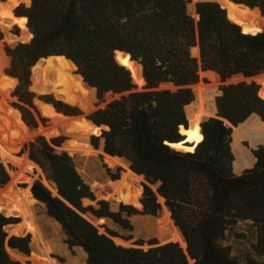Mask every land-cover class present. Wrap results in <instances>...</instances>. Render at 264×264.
<instances>
[{"label": "trees", "instance_id": "1", "mask_svg": "<svg viewBox=\"0 0 264 264\" xmlns=\"http://www.w3.org/2000/svg\"><path fill=\"white\" fill-rule=\"evenodd\" d=\"M233 1L260 8L264 15V0ZM190 2L31 0L30 6L15 9L17 16L27 18L33 34L28 42L5 47L10 58L6 73L18 81L12 93L18 100L13 105L24 122L32 129L40 122L45 125L30 89L32 67L42 58L65 56L95 88L101 102L107 94L114 97L88 115L105 126L96 138L104 140V152L124 158L145 179L141 211L125 204L113 210L108 200L97 199L74 157L57 150L62 136L39 135L23 147L22 152L28 151L31 161L58 190L53 194L37 179L31 187L34 197L59 222L68 246L86 252V264H191L190 260L195 264H264V146L253 150L254 166L236 174L233 129L226 125L228 121L242 128L248 121H264V98L255 81L225 83L240 75L251 78L264 73V30L244 33L217 1L196 2L198 17H194L188 11ZM0 6L12 10L10 4ZM194 48L199 57L193 55ZM116 51L130 53L142 65L146 85L135 84L130 70L116 60ZM201 71H213L223 82L216 98L218 112L201 124L203 138L194 150L183 152L173 145L185 141L186 107L194 100L192 86L199 83ZM41 99L67 116L81 114L52 95ZM10 179L0 157V187ZM159 197L164 198L186 249L174 241H152L148 249L117 244L114 238H132V216L159 213ZM84 200L92 203L85 205ZM88 214L104 222L94 224ZM18 222L0 212V264H23L8 247L31 253L29 234L9 235L6 230ZM239 223L249 229V245L241 250V257L234 256L226 244Z\"/></svg>", "mask_w": 264, "mask_h": 264}, {"label": "rangeland", "instance_id": "2", "mask_svg": "<svg viewBox=\"0 0 264 264\" xmlns=\"http://www.w3.org/2000/svg\"><path fill=\"white\" fill-rule=\"evenodd\" d=\"M0 4L5 5V4H10L12 7V13L15 12V9L20 6H30V0H1ZM197 0H191L189 6H188V11L191 15L196 17V9L195 5ZM26 21H18V22H13L9 25H5L0 22V43L2 47V51L5 53L7 60L6 64L3 67V69H0V77L3 75L8 76L6 73V69L10 64V58L7 56L5 47L6 45H15L19 42H28L30 41L31 37H27L29 35L28 29L26 27ZM39 64V63H38ZM49 70L47 71V77ZM202 72V71H201ZM72 75H78L76 68H73L71 70ZM15 79L14 85L10 88V90L6 93V96L3 97L2 94H0V101L4 98V101L6 104L13 110H15L19 118L24 122L22 119L21 112L19 109H17L13 103L17 102V98L13 97L12 93L18 83L17 79ZM242 80H246L247 82L255 81L256 83H259V81L256 78H239L236 81L232 78V80H227L225 83L229 82H239ZM83 81V80H82ZM198 84L202 85V95L203 92L207 95H211L212 99L214 100V97L216 96V91L217 89L220 88V86L223 84L221 81L220 77L214 76L211 77L208 74V71H203V73H200V81ZM197 84V85H198ZM138 87H142V85H138ZM31 91H33L35 94L39 95V93L33 88L30 87ZM43 95H52L54 99L60 100L66 104H69L71 106L77 107L81 113L83 114H90L94 110L103 107L106 105L107 102L111 101L114 97L111 94L106 95V101L101 102L98 97L96 90L94 92V99L92 103V110L90 112L85 111L83 108H81L78 105L75 104H70L67 103L61 99H59L55 94L52 93H42ZM41 95V96H43ZM197 99V98H196ZM204 99V98H203ZM44 101V100H43ZM204 101H211L210 99L205 98ZM45 102V101H44ZM47 103V102H45ZM36 108L38 113L41 115L42 118L45 119V125L40 122L39 126L35 129L30 128L25 122L24 124L27 126L28 130L31 132L32 137L28 139L27 141H24L22 146L19 147V149L16 152H13V155L17 157L19 160L24 159L25 160H31L29 158V153L28 151L22 152L23 147L30 143L31 141L35 140V138L39 135H43L46 138H51V137H57V136H62L64 138L61 147L57 148V150H66L70 155L74 157V161L76 164V167L82 177L85 179V181L90 185L91 189L94 191L97 199H106L110 202L111 207L113 210H118L120 204H125V205H132L138 210H142L141 205L135 206L130 203H125L116 198L114 195V190L113 186L110 185L112 183L118 182L121 179L123 180V177L125 173L128 172V169H130V165L127 160H125V165H116V166H110L105 162V154H104V140L103 139H96L99 134H90L89 135V145L92 147L93 151L89 154L86 153H75L70 150L71 146V141H72V131L68 130L67 133L64 134L62 133H57L55 136H47L43 130L44 129H49L51 126L57 124V120L54 117H51L42 110V105L41 103L37 102L35 100ZM49 104V103H47ZM52 105V104H50ZM45 107V106H43ZM56 109V108H55ZM4 117H8L9 115L6 113L1 112L0 113ZM215 114L209 116L212 117ZM206 117V118H209ZM251 120V119H250ZM259 120V119H258ZM257 118L255 121H258ZM249 122V121H248ZM246 122L244 125L248 126L249 123ZM262 122V121H261ZM264 123V122H263ZM188 125H189V119H188ZM250 126L248 127H242L240 128L242 130L241 136L237 139L235 136V132L237 131V128L234 129L233 132V145H232V150L234 151L235 155V160H234V165L235 169L237 170V165H236V160H237V152L236 149H234V146L238 143L246 149V152L249 155H253V150L256 149L259 145L264 146V138H257L254 139L251 135H249L247 132L251 131L249 129ZM78 132V131H77ZM182 133L185 135V141L179 144L173 145V147L177 150L183 151V152H188V151H193L196 145L201 141L200 140H194L192 139V135L188 134L182 129ZM94 144H97L94 145ZM22 152V153H21ZM71 152V153H70ZM252 152V153H251ZM1 157V156H0ZM2 160V158H1ZM256 161V160H255ZM5 164V162H3ZM128 164V165H127ZM255 164V162H254ZM247 166V168H252L254 166ZM7 169L9 170L10 176L11 172H16L19 173V178L23 177L24 179L20 181H16V190H28L29 194L31 191V187L37 179H40L49 189L53 188L51 180H49L42 169L37 165H33V169H25L24 167H21V165L14 164L13 162H8L5 164ZM10 168H9V166ZM125 167V168H124ZM244 169V170H245ZM28 170V171H27ZM243 170V171H244ZM242 171V172H243ZM235 172V171H234ZM242 172H239L240 174ZM237 173V172H235ZM28 178H25V177ZM12 176L8 184L11 182ZM54 183V182H53ZM145 180L141 179L139 181V185L141 186V192H140V198L143 196V186H144ZM55 185V184H54ZM154 189H156V186H152ZM53 194L56 195V191L51 189ZM16 194V195H15ZM14 195L17 196V193ZM31 195V194H30ZM32 196V195H31ZM116 199V200H115ZM92 202L90 200H85L84 204L89 205ZM161 203V202H160ZM33 205H34V217L36 219V223L38 224L40 231H41V240L36 241L33 233L27 231V233L31 236V243H32V252H31V257L29 259L25 258H16L20 260L23 264L25 263L26 260H29L31 264H39L37 258L38 257H45V256H50L57 264H86L87 261V254L86 252L80 248V247H74L70 248L68 244L65 242V234L63 232V229L59 222H57L55 219L50 217L47 212V208L44 203L37 201L33 199ZM164 203H161V210L157 215H151V214H145V213H138L134 216L131 217V222L134 226V229L132 231V238L128 241L122 240L119 238H114L117 244L123 245V246H138L142 247L144 249H148L150 247V242L156 241L159 244H164L167 243L168 239L166 241H162L160 237L158 236V229L161 227L160 221L162 217V213L165 209ZM6 215V214H5ZM6 216H12L15 218L19 219V222L16 224H20L24 226L23 222V217L17 216V215H6ZM86 217L90 220L89 214L86 215ZM148 217V218H147ZM171 217V216H170ZM104 220H100L97 223L94 224H101L103 223ZM173 225L177 227L174 222ZM110 227L115 228V226L112 223H109ZM155 227V228H154ZM157 227V228H156ZM178 228V227H177ZM179 229V228H178ZM7 230V229H6ZM9 233V231H7ZM157 233V235H156ZM249 233L248 225L246 223H239L238 226L234 231H232L228 235V239L226 241V244L231 247L232 254L237 257H241V250L245 248V246H248L249 244H246L247 242V234ZM10 234V233H9ZM155 234V235H154ZM47 242V243H46ZM139 242L140 244H137ZM170 242V241H168ZM45 243L50 247V250L48 252H45L43 248H45ZM181 244V242H178ZM51 244V245H50ZM57 244V245H56ZM182 245V244H181ZM56 246V247H55ZM55 250V251H54ZM192 264H195L193 261Z\"/></svg>", "mask_w": 264, "mask_h": 264}, {"label": "bare ground", "instance_id": "3", "mask_svg": "<svg viewBox=\"0 0 264 264\" xmlns=\"http://www.w3.org/2000/svg\"><path fill=\"white\" fill-rule=\"evenodd\" d=\"M200 1V0H197ZM219 2L224 8H226L232 16L235 14H241L242 16H248L251 19L259 18V12L256 8L254 10H249L248 8L237 6L229 0H211ZM197 17V16H196ZM26 17H16L12 13L10 8H3L0 6V22L9 25L13 22L26 21ZM244 30L246 31H257L255 25L245 24ZM31 35H27L28 38ZM199 53L198 48L193 49V55L197 56ZM120 62L126 65L132 72L135 78V82L139 85H143L142 78H137L135 76V64L132 61H129V57L118 56ZM7 57L2 51L0 43V69L2 70L6 64ZM75 68L74 65L64 58H48L47 60H40L36 69L34 70L40 75L41 79L35 76V82L37 84V89L42 91V93H52L55 94L59 99L70 103L75 104L83 108L85 111L90 112L92 110V103L94 99L95 88L87 86L83 81L80 75H72L71 70ZM49 74L47 77V71ZM203 73V72H201ZM208 74L211 77L217 76L213 71H208ZM264 77V75H263ZM241 78V76L234 77L236 81ZM15 81L9 78L6 75L0 77V94L3 97L6 96V93L14 85ZM171 86V85H170ZM195 91L197 94V99L194 103L187 107V111H193L195 113V127L191 130L192 139L200 140L202 139V133L198 128L197 124L200 121L206 120V117H209L216 113L214 100L204 101V94L202 95V85L198 84L195 86ZM263 98L264 96L261 95ZM204 98V99H203ZM45 106V107H43ZM42 110L45 114L56 118L57 124L66 126L71 125L70 130L72 131L71 137V146L70 150L75 153H86L89 154L93 151L92 147L89 145V135L90 134H100V129L95 127L89 120H86L84 117L80 118H71L64 116L62 113H57L53 106L50 104H43ZM6 113L9 116L6 118L0 114V156L2 161L6 163L13 162L14 164L21 165L25 169H31L34 162L31 160L21 159L19 160L13 152H16L20 146H22L24 141H27L32 137L31 132L28 130L24 122L19 118L18 113L11 109L4 98L0 101V113ZM215 116V115H214ZM250 130L247 133L251 135L254 139L264 138V123L262 122H252ZM244 126V127H248ZM237 128V127H236ZM78 131V132H77ZM43 132L47 136L57 135L56 130L44 129ZM242 130L237 128L235 136L238 139L241 136ZM65 134V133H64ZM234 135V134H233ZM233 145V143H232ZM237 154V173L242 172L247 166H252L255 161L254 155H249L246 152L240 143L234 146ZM71 153V152H70ZM252 153V152H251ZM105 162L110 166L116 165H125V160L117 156H111L105 153ZM253 154V153H252ZM128 165V164H127ZM125 168V167H124ZM33 169V168H32ZM234 171L235 165L233 166ZM28 171V170H27ZM12 180L11 182L2 190L0 194L9 198V205L2 206L0 204V212L6 215H17L23 217L24 228L33 233L35 240L38 242L41 240V231L36 223L34 217V205H33V196L31 192L29 194L28 190H17L15 192L16 181L19 179V173L11 172ZM25 177V176H24ZM28 178V177H25ZM143 179L142 176L133 173L130 169L125 173L123 180L121 179L118 182L112 183L114 195L116 198L122 202L130 203L135 206L140 204V192L141 186L139 181ZM55 190V185L51 183ZM50 188V187H49ZM17 193V196H12V193ZM12 196V197H11ZM116 200V199H115ZM85 201V200H84ZM159 202L164 203V199L159 197ZM162 213L161 217V227L158 229V236L160 239H168V241L181 242L182 246L185 247V241L183 239L181 231L173 225V220L171 219L170 211L166 206ZM148 218V217H147ZM155 228V227H154ZM157 228V227H156ZM155 235V234H154ZM157 235V233H156ZM166 241V242H168ZM47 243V242H46ZM45 243L44 251L48 252L50 247ZM51 245V244H50ZM57 245V244H56ZM56 247V246H55ZM55 251V250H54ZM10 254L14 258H20L21 256L9 249ZM39 264H57L50 256L38 257ZM191 264L193 260H190Z\"/></svg>", "mask_w": 264, "mask_h": 264}, {"label": "water", "instance_id": "4", "mask_svg": "<svg viewBox=\"0 0 264 264\" xmlns=\"http://www.w3.org/2000/svg\"><path fill=\"white\" fill-rule=\"evenodd\" d=\"M200 1H204V0H200ZM229 1H231L232 3H234L235 5H237V6H241V7H245V8H248L249 10H254V8H251V7H249V6H246V5H244V4H241V3H237V2H235V1H233V0H229ZM0 2H2L1 0H0ZM30 3H31V0H30ZM226 9V8H225ZM257 10H258V12H259V18H257V19H251V18H249L248 16L246 17V16H242L241 14H235L234 16H232L231 15V13L226 9V11H227V16H228V18L231 20V21H233V22H235V23H237L238 25H240V27H241V29H242V31L244 32V33H250V34H256V33H259V32H262L263 30H264V15H263V13H262V11L260 10V8H256ZM13 14H14V16H16V17H20V16H17L16 15V13L15 12H13ZM195 15L198 17V15L195 13ZM245 24H252V25H255L256 26V28H257V31H246V30H244V25ZM26 27H27V29H28V32H29V34L31 35L30 37L32 38L33 37V34H32V32L30 31V29L28 28V26H27V22H26ZM119 55H121V56H123V57H129V61H132L134 64H135V70H134V72H135V76L137 77V78H142V80H143V85H146V80H145V78H144V75H143V70H142V65L137 61V60H135V59H133L132 58V56H131V54L130 53H128V52H125V51H116V53H115V58H116V60L120 63V64H122L121 62H120V59H119ZM198 57H199V53H198V55H197ZM48 58H64V59H66V60H68L69 62H71L73 65H74V67L76 68V70H77V66H76V64L71 60V59H69V58H67V57H65V56H50V57H46V58H42L43 60H47ZM42 59H40V60H42ZM40 60L32 67V72H31V86L30 87H33L38 93H39V95H37V94H35V100L37 101V102H39V103H41V104H47V103H45L42 99H41V95H43L42 94V91H39L38 89H37V84H36V82H35V76H39L38 78L39 79H41L40 77V75H38L37 74V72H35L34 70L36 69V67H37V65H38V63L40 62ZM122 65H124V64H122ZM125 67H127L126 65H124ZM128 68V67H127ZM129 69V68H128ZM130 70V69H129ZM130 72H131V75H132V77H133V80H134V82H135V78H134V75H133V72L130 70ZM203 72V71H202ZM78 75H80L79 73H77ZM263 75H264V73L263 74H260V75H257V76H254V77H251V78H256L258 81H259V83H258V85H259V94H260V96L261 95H263L264 96V77H263ZM9 76V75H8ZM81 77H82V75H80ZM242 78H245L243 75H240ZM9 77H11V76H9ZM13 78V77H12ZM82 80H83V82L87 85V86H89L85 81H84V78L82 77ZM229 80H232V78L231 79H229ZM228 80V81H229ZM135 84H137V85H139L138 83H136L135 82ZM142 85V86H143ZM197 84H195V85H193L192 86V89H193V92H194V100L192 101V103H194L195 101H196V98H197V94H196V91H195V86H196ZM89 87H91V86H89ZM92 88V87H91ZM221 94V91H220V89H217V91H216V96L214 97V103H215V108H216V113H215V116H216V114H217V112H218V109H217V96L218 95H220ZM262 97V96H261ZM191 103V104H192ZM191 104H189L188 106H190ZM51 106H53V105H51ZM187 106V107H188ZM187 107H186V114H187V118L189 119V125L187 126V127H183L182 129L185 131V132H187L188 134H190L191 133V130L192 129H194V127H195V113L193 112V111H190V112H188L187 111ZM53 108H54V110L57 112V113H60V112H58L56 109H55V107L53 106ZM63 114V113H62ZM64 116H67V115H65V114H63ZM88 115L89 114H83V113H81L80 115H77V116H67V117H71V118H80V117H84L86 120H89L95 127H98L99 129H100V134L99 135H101L102 134V131H103V129L105 128V126H100V125H98V124H96V123H94L89 117H88ZM212 117H214V116H212ZM259 117V116H258ZM211 117H209V118H207L206 120H203V121H200L198 124H197V126H198V128L200 129V131H201V133H202V126H201V124L203 123V122H205V121H207V120H209ZM260 118V117H259ZM261 119V118H260ZM264 122V121H263ZM226 125L227 126H229V127H232V129H233V131H232V135H233V132H234V129L238 126V125H232L231 123H229L228 121H226ZM70 128H71V125L69 124V125H66V126H63V125H60V124H55V125H53V126H51L49 129L50 130H56L58 133H62V132H64V133H67V131L68 130H70ZM202 138H203V134H202ZM35 164V163H34ZM9 166V165H8ZM9 168H10V166H9ZM130 170L133 172V173H135L131 168H130ZM135 174H137V173H135ZM138 175V174H137ZM141 176V175H140ZM142 178H143V180H145L144 179V176H142ZM24 178L23 177H20L19 178V180L20 181H22ZM55 184V183H54ZM8 185V183L6 184V185H4V186H2V187H0V190H2V189H4L6 186ZM17 187V186H16ZM15 187V188H16ZM16 190V189H15ZM55 190H56V194H58V190H57V187H56V184H55ZM31 192V195L33 196V198L35 199V200H37L35 197H34V195H33V193H32V191H30ZM143 192H144V186H143ZM14 194H15V192L14 193H12L11 195L12 196H14ZM11 196V197H12ZM163 198V197H162ZM164 199V198H163ZM38 201V200H37ZM0 204L2 205V206H7V205H9V198L8 197H6V196H3L2 194H0ZM140 205H141V207L143 208V204H142V201H141V198H140ZM89 216H90V221H92L93 223H97V222H99L100 221V219H98L97 217H95L94 215H92V214H89ZM98 225V224H97ZM6 229H7V231H9V235H20V236H26V235H28V233H27V230L24 228V226L23 225H20V224H11V225H8L7 227H6ZM183 236V235H182ZM183 239H184V237H183ZM162 241H166L167 239H161ZM184 241H185V239H184ZM32 242V241H31ZM185 249H186V247H187V243H186V241H185ZM9 249H10V247H8ZM10 250H12V249H10ZM13 252H15L16 254H18V255H20L22 258H25V259H29L30 257H31V253L29 254V255H25V254H23V253H21V252H19L18 250H12ZM31 252H32V243H31ZM16 259V258H15ZM24 264H31V262L29 261V260H26L25 261V263Z\"/></svg>", "mask_w": 264, "mask_h": 264}, {"label": "crops", "instance_id": "5", "mask_svg": "<svg viewBox=\"0 0 264 264\" xmlns=\"http://www.w3.org/2000/svg\"><path fill=\"white\" fill-rule=\"evenodd\" d=\"M255 162V161H254ZM235 172H238L237 170H235ZM236 174H240V173H236Z\"/></svg>", "mask_w": 264, "mask_h": 264}]
</instances>
